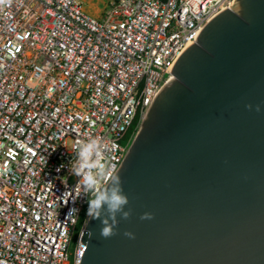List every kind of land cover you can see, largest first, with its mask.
Returning a JSON list of instances; mask_svg holds the SVG:
<instances>
[{
    "label": "built area",
    "instance_id": "built-area-1",
    "mask_svg": "<svg viewBox=\"0 0 264 264\" xmlns=\"http://www.w3.org/2000/svg\"><path fill=\"white\" fill-rule=\"evenodd\" d=\"M229 2L109 0L100 17L81 0L0 4V264H79L91 194L70 173L77 144L100 141L115 173L174 61Z\"/></svg>",
    "mask_w": 264,
    "mask_h": 264
},
{
    "label": "water",
    "instance_id": "water-1",
    "mask_svg": "<svg viewBox=\"0 0 264 264\" xmlns=\"http://www.w3.org/2000/svg\"><path fill=\"white\" fill-rule=\"evenodd\" d=\"M170 71L115 172L131 217L108 239L88 217L79 264H264V0H230Z\"/></svg>",
    "mask_w": 264,
    "mask_h": 264
},
{
    "label": "clouds",
    "instance_id": "clouds-1",
    "mask_svg": "<svg viewBox=\"0 0 264 264\" xmlns=\"http://www.w3.org/2000/svg\"><path fill=\"white\" fill-rule=\"evenodd\" d=\"M10 3V0H0V4ZM251 108V105H247ZM259 111V105L256 106ZM77 155L76 163L70 167V173L79 177L77 185L83 190V194L91 198L88 199L87 216L89 219L100 221V236L108 239L117 234L119 215L121 219L128 220L132 210H125L129 203L128 196L124 193L121 177L114 173L113 169L103 161L102 147L100 141L88 139L77 144L75 149ZM102 182H107L106 187L100 188ZM77 213L76 209L70 210V215ZM153 214L150 212L142 213L141 220H150ZM124 236L134 239L135 234L125 230ZM87 235L91 238L93 231L88 230Z\"/></svg>",
    "mask_w": 264,
    "mask_h": 264
},
{
    "label": "rangeland",
    "instance_id": "rangeland-1",
    "mask_svg": "<svg viewBox=\"0 0 264 264\" xmlns=\"http://www.w3.org/2000/svg\"><path fill=\"white\" fill-rule=\"evenodd\" d=\"M81 2L86 13L92 16L100 17V15H102L107 8L109 0H81ZM83 219L84 214L80 216L76 232L78 231L79 225Z\"/></svg>",
    "mask_w": 264,
    "mask_h": 264
},
{
    "label": "bare ground",
    "instance_id": "bare-ground-1",
    "mask_svg": "<svg viewBox=\"0 0 264 264\" xmlns=\"http://www.w3.org/2000/svg\"><path fill=\"white\" fill-rule=\"evenodd\" d=\"M172 77V76H171Z\"/></svg>",
    "mask_w": 264,
    "mask_h": 264
}]
</instances>
